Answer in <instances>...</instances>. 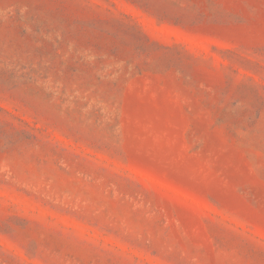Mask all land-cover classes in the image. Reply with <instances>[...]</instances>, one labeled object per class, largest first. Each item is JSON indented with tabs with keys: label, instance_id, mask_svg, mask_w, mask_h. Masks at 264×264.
I'll return each instance as SVG.
<instances>
[{
	"label": "rangeland",
	"instance_id": "374dc122",
	"mask_svg": "<svg viewBox=\"0 0 264 264\" xmlns=\"http://www.w3.org/2000/svg\"><path fill=\"white\" fill-rule=\"evenodd\" d=\"M0 264H264V0H0Z\"/></svg>",
	"mask_w": 264,
	"mask_h": 264
}]
</instances>
